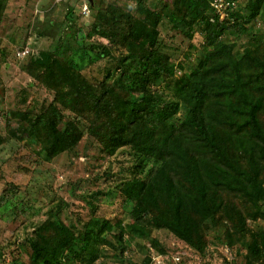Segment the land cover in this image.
<instances>
[{"label":"rangeland","instance_id":"374dc122","mask_svg":"<svg viewBox=\"0 0 264 264\" xmlns=\"http://www.w3.org/2000/svg\"><path fill=\"white\" fill-rule=\"evenodd\" d=\"M91 1L0 0V264L29 263L27 241L51 215L77 236L92 221L116 224L93 264H246L243 241L264 235V212L255 222H247L244 237L231 246L228 243L234 237L228 226L205 227L202 252L164 229L151 232L154 242L129 234L115 239L120 234L117 226H136L127 215L122 195L130 192L134 199L136 190L127 182L134 175L135 158L127 148L108 153L105 131L100 127L96 131L101 120L90 111L87 99L72 97L69 81L55 62L64 64L91 93L97 94L103 86L128 98L137 96L134 77L156 38L176 80L196 70L207 48L199 28L186 37L180 33L183 28L173 30L163 18L154 19L157 25L154 21L145 25L137 15L135 0ZM171 4L172 0H145V6L158 15L164 5V13L169 12ZM68 13L73 14V23L68 24ZM102 14L106 20L101 21ZM111 15L119 18L118 29ZM131 17L137 18V24L128 38L125 27ZM254 24L259 33L264 29V10ZM246 41L236 42L235 49ZM82 43L102 45L108 55L84 50ZM23 51L27 52L24 56L20 55ZM44 54L49 61L43 59ZM167 86L164 81L152 89L172 98ZM40 119L53 122L60 133L70 128L71 145L50 154L53 140L34 135ZM262 247L263 257L257 264H264V243Z\"/></svg>","mask_w":264,"mask_h":264},{"label":"trees","instance_id":"16d2710c","mask_svg":"<svg viewBox=\"0 0 264 264\" xmlns=\"http://www.w3.org/2000/svg\"><path fill=\"white\" fill-rule=\"evenodd\" d=\"M135 3L145 25L163 18L173 30L183 28L179 32L186 37L199 28L207 51L195 71L176 80L156 38L142 58L141 72L134 77L137 96L128 98L103 86L97 94L91 93L64 64L55 62L69 81L72 97L87 99L90 111L101 120L96 131L98 127L105 131L108 153L127 148L135 158L134 175L127 182L136 190L134 199L130 192L121 194L136 226H117L120 234L115 239L123 240L129 234L154 242L151 232L164 229L202 252L201 230L222 223L234 237L228 243L231 246L244 237L247 222H255L264 212V29L259 33L254 24L264 10V0H245L243 12L231 15L233 22L219 21L210 0H172L171 10L164 13V5L161 15L152 13L145 0ZM99 18L106 20V15ZM131 18L125 27L128 38L137 24V18ZM67 20L68 24L75 21L72 13ZM110 21L118 29L119 18L111 15ZM242 38L247 41L236 50ZM82 44L98 56L108 55L102 45ZM43 59L50 60L48 54ZM164 81L171 87L172 98L152 89ZM40 121L33 128L34 135L53 140L50 154L71 145L70 128L60 133L50 120ZM115 225L92 221L77 236L58 216L51 215L27 241L31 251L27 264H93ZM263 239L258 234L243 241L246 264L261 260Z\"/></svg>","mask_w":264,"mask_h":264},{"label":"built area","instance_id":"2783aa9c","mask_svg":"<svg viewBox=\"0 0 264 264\" xmlns=\"http://www.w3.org/2000/svg\"><path fill=\"white\" fill-rule=\"evenodd\" d=\"M210 8L219 21L230 19L233 22L231 15L243 12L245 0H210ZM84 11H87V8ZM26 53V51H23L20 55L24 56Z\"/></svg>","mask_w":264,"mask_h":264},{"label":"water","instance_id":"95a60500","mask_svg":"<svg viewBox=\"0 0 264 264\" xmlns=\"http://www.w3.org/2000/svg\"><path fill=\"white\" fill-rule=\"evenodd\" d=\"M89 2H92L91 0H89Z\"/></svg>","mask_w":264,"mask_h":264}]
</instances>
